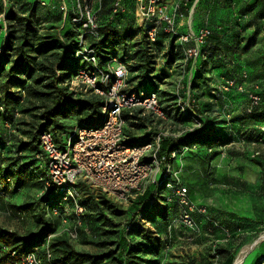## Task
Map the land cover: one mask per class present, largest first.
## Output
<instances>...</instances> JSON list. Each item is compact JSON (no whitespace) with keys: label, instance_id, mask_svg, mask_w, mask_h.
I'll return each instance as SVG.
<instances>
[{"label":"rangeland","instance_id":"374dc122","mask_svg":"<svg viewBox=\"0 0 264 264\" xmlns=\"http://www.w3.org/2000/svg\"><path fill=\"white\" fill-rule=\"evenodd\" d=\"M177 1L168 0L170 3H177ZM232 1L235 4H232ZM63 2L64 6L67 7V13L61 8ZM216 2L222 13L224 10L229 12L245 10L248 12L251 5L254 4L253 0H206V4L209 6H214ZM0 5L3 7L0 16L2 25L0 29V65L3 64L7 69L10 68V64L6 63L5 58H2V53L4 45L9 39V33L11 31L17 38L13 41L11 51L8 52L11 57L10 60H16L19 58L21 51H19L18 45L20 43L19 37L22 35L17 18H27L34 14V24L40 36L37 42L40 45L57 41V39L65 42V33L75 31L78 36V44L73 49V56L66 57L68 59L67 65L72 69L76 65H80L82 69L98 68L101 73L107 74L116 66V62H121L124 55L128 53L130 56L128 64L131 75L130 87L132 91L138 92V81L134 79L137 76V68L141 64V58L144 60L146 57H150L152 63L149 68L153 70V75L157 73L159 78L154 83L149 84L148 87L156 90L161 101L167 102L166 105L172 106L167 108V113H169V116L166 115L167 120L164 122L158 121L157 124L153 125L151 132L155 135L162 134V137L166 139H180L182 132L193 133L200 130H209L212 125L215 127L214 133L220 139V142L212 146L207 144L185 146L180 154L177 153L171 162L173 173L168 182L173 189L166 188L167 193L164 191V194L171 193L174 197L179 184L184 183L189 187V196L197 206L215 209L219 212L218 219H222L227 225L234 221L229 214H233L235 211L241 213L245 207L244 200L252 191L254 199L264 200V190L257 192L255 189V187H258L259 182L264 183V129L247 117L245 112L246 91L253 88L256 81V83H259L256 80L257 74L263 75L262 78L264 79V67L263 69L261 66L257 67V71L254 72L252 77L246 78L244 76L243 81L240 82L241 86L244 87L242 93L235 88L228 90L229 86L224 78L217 74L213 68L210 69L206 63L202 65L204 66L202 78L198 80L195 74L198 70H201L199 65L196 67L197 65L192 62V65L185 70V62L191 63V60H187L184 52L183 57H181L177 47L172 49L161 44L158 47L149 48L148 54L146 52L145 54L141 53L144 37L142 29L136 22L134 7L128 12V18L116 23L113 38L103 44L104 47L100 57L97 48H95V43H100L103 40L102 32L107 27L105 19L110 17L111 0H103L101 3L100 28L102 27V29L96 36L86 33L72 22L73 13L77 10V0H0ZM225 11L223 13L225 17L239 19L235 14L231 15L225 13ZM12 12H15L17 17L14 20H9L8 17ZM199 16L204 17L203 20H209V15L200 14ZM248 19H250V16L245 21ZM226 20L229 19L226 18ZM188 23L184 20L180 24L183 28ZM122 27H130L128 30H131L125 40H122L126 35L123 33ZM133 29L136 31L133 32ZM251 32L252 30H250V34H252ZM247 34L245 33L244 37L247 38ZM82 36L85 42L84 45L80 44V37ZM24 49L27 50V47ZM85 49L95 53L96 62H91L85 58V55H87ZM53 53H57V49L47 55H40L36 61L39 66H35L38 70L34 71L32 76L26 77L28 89H32L37 94H32V91L30 93L23 91L16 86L12 87V91L19 92L23 96V100L17 106L13 118L9 114L10 116L4 115L0 119V169L2 170L9 165L30 164L35 159L32 154L34 149L30 144L33 142L35 134L42 129L41 124L46 122L44 118L46 108L53 107L55 103V90L46 87L53 78L57 77L59 63L57 62V56H52ZM31 55L35 56V54ZM104 59L105 62H103ZM106 59L109 61H106ZM74 61H77V63H74ZM41 65L51 67L52 70L49 72L41 71ZM69 72L67 71V73ZM46 76L49 77L43 78ZM7 79L8 77L5 80ZM261 82L262 80L258 85L264 91V80L263 84ZM179 84H182L180 89H178ZM74 85H76V82L71 84L72 89L82 93L83 96L86 94L83 87L75 88ZM79 93L76 96L77 99L83 98ZM183 103L189 104L190 109L187 111H190V113L195 111L194 105L198 104L200 110L205 113L206 120L193 114L189 119H184L181 116L180 109L188 105ZM0 111L5 113L3 108ZM58 119L66 129H72L78 122L74 110L69 111L65 116L61 115ZM204 122L206 126L203 124ZM135 129L136 136L148 133V130L143 128L136 127ZM132 144L138 143L134 141ZM32 168H34V165L31 166ZM76 187L80 189L87 188L85 199L94 197L95 201L102 203L103 210L101 213L106 216L109 223L101 229H95L100 233L110 231V234L107 233L105 238L97 242L90 241L93 240L91 236H88L89 240L84 239L80 232H78V238L76 239H71L67 235L64 236L68 238L70 244L77 251L98 257H106L94 264H120L118 259L120 257L119 247L123 246L122 228L130 219L131 214L136 212L137 205L133 203L134 201L128 204L117 202L82 180L76 183ZM41 193L42 190L32 183L19 190L10 189V192L3 195L2 201H0V228L11 233H17L20 236H27L29 232H38L41 229L42 224L38 221L39 215L42 214L47 221L52 222L53 219L55 220L57 217L52 215L46 207L44 208L45 211L39 208L38 203L40 204V201L38 197ZM10 204L20 207L25 206L28 209L16 211L8 207ZM175 205L173 213L175 222L173 221L174 223L170 224L171 226L173 224L171 235L168 234L170 225L168 226L167 216H156L154 214L143 224L148 237L138 236L140 239L142 238V242L153 241L156 244L160 241L166 242L163 250L153 251L148 255L147 264H223L227 255L222 252L223 248L221 247H227L231 250L230 253L233 254L232 264H235L239 258H242L245 262L244 257L251 253L250 251L261 242V239L257 238L258 232L256 229L249 235L241 233L242 235L233 236L228 241L223 238L219 243L217 237L221 236L226 228H218L214 236H206L202 233L196 236L190 234V231L178 223L180 206L177 203ZM73 213V211L68 213L71 219L68 220L66 225L72 229L77 224ZM211 223V220L204 219V221H200L198 226L203 229L204 226L213 227ZM63 229L62 218H60L59 223L57 222V232ZM161 231L165 233L163 238L159 235ZM255 242L258 243L255 244ZM258 254L259 252H254L250 255L249 264L256 261Z\"/></svg>","mask_w":264,"mask_h":264},{"label":"trees","instance_id":"16d2710c","mask_svg":"<svg viewBox=\"0 0 264 264\" xmlns=\"http://www.w3.org/2000/svg\"><path fill=\"white\" fill-rule=\"evenodd\" d=\"M197 0H190L188 7H184L182 10L186 15H188V11L193 7L194 3ZM234 1H232V4ZM254 4L251 5L249 11H240V12H229L225 11L228 14H235L239 19H230L225 17L223 14H217L219 10V6L217 2L214 6H209L206 4V0H198L196 5L193 19H192V28L195 32H198L201 28H208L211 30V35L207 39L206 45L202 48V56L196 61L195 64L199 62V69L195 74L196 79L202 78V69L204 70L203 63H206L208 67L213 68L217 74H219L225 81H234L237 86L241 85V81H243L244 75L250 77L257 71V67H264V53L263 55H259L257 57L255 55V47H258L256 43L258 42V38L260 37V33L264 32V0H253ZM204 3L206 6V11L203 14L209 15V20H203L200 14H198V7ZM127 12L123 15H117L110 20L112 16L111 6H110V17L105 19V25L107 26L103 30V40L100 43H95V48H97L99 56L101 57V51H103V44L107 43L108 40L113 38V31L116 29L115 25L118 21H122V19L128 18V12L134 7V0H126ZM3 12V7L0 5V16ZM210 12V13H209ZM250 16V19L245 21L247 17ZM17 17L15 12H12L8 17L9 20H14ZM34 14L31 17L21 18L18 17L19 26H21L22 35L19 37L20 43L18 45L20 54L19 58L16 60H10V56L8 52L11 51L12 45L14 44V40L17 39L13 33L10 31L9 39L4 45L3 56L5 58L6 63L10 64V68L7 69L3 64L0 65V109L3 108L4 112L0 111V119L5 116H10L12 118L15 116L14 112L16 111L17 106L20 105L23 100V96L17 92L12 91V87H19L23 91H28L29 93L32 91V94H37V92L32 89H28V85L26 82V77L32 76L34 71H37L39 66L37 63V58L40 55H47L50 52H53L57 49V53H53L52 56H57V62L59 63L57 70V77L53 78V80L46 85V87L55 90L54 98L55 103L53 107L46 108L44 118L46 120L45 123H42V129L39 133L35 134L33 138V142L30 144L33 151V161L30 164L23 165H9L3 170L0 174V201H2L3 195L10 192L11 190H19L25 188L29 185L35 184L37 188L40 190H45L46 183L48 182L47 170L42 167V161L37 159L38 155L42 154V150L40 147V136L44 131H51L57 143L63 144L65 140H68L72 135V129H66L63 127L64 125L60 123L59 117L61 115H67L69 111L74 110L77 118V124L75 126H97L103 121L102 109L105 106V98L96 96L94 94L86 93L83 94L79 92H75L71 87V82L73 78L79 74L82 70V66L76 65L74 69L70 68L67 65L68 59L66 57L73 56V49L77 46V34L74 30L65 33L66 41L62 42L59 39L57 41H52L50 43H43L40 45L38 41L39 39V31L35 27V19ZM229 19V20H226ZM226 25H224V23ZM262 22V23H261ZM131 24V23H130ZM225 26V27H224ZM131 27V26H130ZM130 27H122L123 33L126 34L122 40H125L126 37L131 33V30H128ZM221 27H223V34L220 35ZM254 27L255 30L252 34H247V38L244 37V34L250 29ZM2 25L0 23V29ZM102 29L99 28L98 33ZM132 29V28H131ZM134 30V29H133ZM134 30L133 32H135ZM188 32V28L185 25L183 28H180V34L184 35ZM256 32V33H255ZM143 33L144 44H142L141 53L148 54L149 48L158 47L161 44L167 45L172 49L177 47L181 53V57H183L184 46L178 43L175 38H170L161 34L159 40L152 44L147 40L146 34ZM242 36V37H241ZM249 36V37H248ZM142 42V43H143ZM113 45V43H111ZM264 46V45H263ZM27 47V50L24 48ZM259 48V47H258ZM25 50V51H23ZM258 50H261L260 48ZM264 52V48L262 50ZM251 52V54H250ZM31 54H35L33 57ZM251 55L252 58L250 61L246 59L247 56ZM245 56V57H244ZM257 57V58H256ZM150 57H146L144 60L141 58V64H139L137 68V76L134 78L138 81V92L143 91L146 94L156 93L158 94V98L160 103L162 104L163 109L167 112V108H171L172 106L166 105L167 102H163L160 99L159 93L156 90H153L148 87L149 84L154 83L155 80L159 77V75H153V70L149 68L151 65ZM248 58V57H247ZM256 58V59H254ZM75 60V59H74ZM108 59H106L107 61ZM109 61V60H108ZM122 61L128 64L130 62V56L128 53L124 55ZM66 62V63H65ZM105 62V59L104 61ZM192 62V61H191ZM77 63V61H74ZM260 68V69H261ZM41 71L49 72L52 70L50 67H45L41 65ZM129 70V68H128ZM59 71V73H58ZM67 71H70L67 73ZM156 72V71H155ZM130 74V71H129ZM3 76V78H2ZM131 75H129L128 84H131ZM8 77L7 80H5ZM49 76L43 77L48 78ZM47 80V79H46ZM37 82V81H36ZM35 82V83H36ZM40 82V81H39ZM41 83V82H40ZM257 87V88H256ZM131 92H135L130 90ZM249 93L257 94L261 97V103L258 107L255 108L252 114L247 115L251 120L255 121L258 125L264 124V91L260 89L259 85H255L253 88L248 89ZM83 96L81 99H77V94ZM249 93L246 92V106L249 102ZM42 95L41 93H38ZM45 95V94H43ZM49 95V94H47ZM177 105V104H175ZM12 106V107H11ZM245 106V107H246ZM194 112L190 113L187 111V115L183 116L184 119H189L191 114L194 116L204 117L205 113L200 110L199 105H194ZM57 118V120H56ZM123 118L127 122V127L125 128L126 134L129 136L130 140L128 143L133 145L132 143L136 141L138 144L135 145H143L148 140H150L151 135L154 133H145L141 135H137L134 129L143 128L146 129L149 127V124L152 123V120L149 116H141L140 110L126 111L123 114ZM206 122V121H205ZM205 122L203 123L205 125ZM206 126V125H205ZM132 129H131V128ZM215 127H211L209 130H200L193 133H187L180 139L175 138H164L161 150L159 153L160 158L166 157L165 163L172 162V153L176 152L180 154V151L183 150L185 146L192 145H214L220 142V139L215 135ZM136 130V129H135ZM39 163V165H37ZM34 165V168L31 169V166ZM17 166V167H15ZM30 167V168H29ZM76 187V199L78 203L85 209L84 215L82 216V229H80V233H82L84 239H88V235L84 232V229L88 228L92 239V242H97L102 238H105V235L110 231H104L100 233L97 229L103 228V226H107L109 223L106 216L101 213L103 210L102 203L99 201H95L94 197L84 198L85 190L87 188ZM57 190V194H56ZM262 190L264 188L262 187ZM166 192V180L162 175L159 176V183L149 186L147 191L139 196L133 203L137 205L136 212L131 214L129 220L122 228V238H123V246L119 247V263L120 264H147L146 259L149 254L153 251L163 250L165 248L166 242H158L157 244L153 241L142 242V238L140 239L138 236L148 237L146 233V228L143 224L146 223V220L154 214L156 216H167L168 217V226L171 223H174L173 213L175 203L167 202V195L164 194ZM172 192V191H171ZM43 193V192H42ZM40 194L38 200V206L40 209L44 210L46 207L49 211H52L54 207H59L61 210H74V199L69 196L66 192L58 191V189L54 186L50 188L47 193ZM190 194V192H189ZM172 195V194H171ZM67 197V201H64V198ZM158 199L157 203L154 201ZM11 209L16 211L18 210H26L28 207L25 206H16L13 204L8 205ZM204 207V206H203ZM209 215H195L196 221L198 225L201 220L209 219L211 220V226H204L203 228L199 227V234L214 236L215 232L218 228H226L224 229V233L218 238V243L222 241V239H231L233 236H239V234H250L254 229L257 230L256 225H250L245 222V219H242L235 213H230V218L232 217L234 221L230 224H225L222 219H218L219 212L212 208H207ZM45 211V210H44ZM73 216L75 217L74 213ZM71 219V217L69 216ZM60 217H57L53 221H47L44 216L39 215L38 221L42 224L41 229L38 232H29L27 236H20L17 233H11L6 230L0 228V264H14L16 261L20 259V257L35 248H39L41 253H44L42 249V245L45 244L47 238L57 232V222L59 223ZM106 221L104 224L103 222ZM174 221V222H173ZM171 226V225H170ZM168 227V234L171 235L172 227ZM244 226V227H243ZM127 227H130V231H127ZM227 230V231H225ZM257 235H259V231L257 230ZM241 234V235H242ZM159 235L163 236L165 233L163 231L159 232ZM223 235V237H222ZM64 235L57 236L53 238L50 242V248L53 253L52 264H72V263H84L88 262L90 264L96 263L98 260L104 259L106 257H98L86 252L77 251L71 244L68 238ZM94 237H96V241H94ZM144 240V239H143ZM160 244V246H159ZM226 246V245H225ZM223 248L222 252L227 256L225 257V261L223 264H232L233 254H231V250L227 249V247ZM217 251V249H216ZM13 253H16V256H13ZM264 256L259 259L257 264H263Z\"/></svg>","mask_w":264,"mask_h":264},{"label":"built area","instance_id":"2783aa9c","mask_svg":"<svg viewBox=\"0 0 264 264\" xmlns=\"http://www.w3.org/2000/svg\"><path fill=\"white\" fill-rule=\"evenodd\" d=\"M103 0H77V10L73 13L72 22L86 33L97 35L100 28V6ZM126 0H111L112 16L123 15L127 12ZM190 0H178L170 3L168 0H134L135 19L138 26L146 34L147 40L154 44L161 34L175 40L184 46V56L193 63L202 56V48L211 35V30L201 28L195 32L192 28V19L198 0L189 9L188 15L183 12ZM67 13V7L61 6ZM188 21V32L180 34L181 22ZM84 36V35H83ZM80 37V44L84 45V38ZM85 58L96 62L94 52L85 49ZM129 70L123 61L116 62V66L107 74L101 73L98 68H83L76 75L71 84L76 82L75 88L83 87L90 94L105 98L102 109L103 121L97 126H75L72 135L63 144L56 141L51 131H44L40 136L42 154L37 158L42 161L43 168L47 170L48 182L43 193H47L54 186L58 191L66 192L74 199V215L76 226L67 227L69 215L72 210H61L54 207L51 211L55 217L62 218L64 229L51 234L42 245L44 253L39 248L22 255L14 264H52L53 253L50 242L59 235H67L71 239L78 238L82 229V216L84 208L76 199V183L84 181L104 194L120 203H131L142 196L149 186L159 183V176L166 180V188L173 173V165L166 162V157L160 158L159 153L164 140L162 134H152L150 140L143 145H131L125 132L127 122L123 118L126 111L140 110L141 116H149L152 123L147 128L152 131L153 125L158 121L164 122L169 116L160 103L158 94H146L143 91L131 92L128 84ZM247 78V75H244ZM229 89L235 88L243 92V86H237L234 81H226ZM182 84H179L178 89ZM257 88V87H256ZM77 92V91H75ZM249 93L248 91H246ZM261 103V97L249 93V102L245 107L247 115L253 113ZM184 105L187 103H183ZM188 106L180 109L181 115L186 116ZM187 134L181 133V138ZM177 153H172V159ZM172 190L173 187H170ZM42 193V194H43ZM57 194V190H56ZM67 197L64 201H67ZM156 203L158 199L154 200ZM168 203H177L180 206L178 223L190 231V234H199V226L195 215L208 216L206 207L197 206L189 196V187L180 183L174 197L167 195ZM84 233L91 236L88 228ZM130 231V227H127ZM96 240L97 238L94 237ZM16 253H13V256ZM264 264V262H263Z\"/></svg>","mask_w":264,"mask_h":264},{"label":"crops","instance_id":"0c3cea01","mask_svg":"<svg viewBox=\"0 0 264 264\" xmlns=\"http://www.w3.org/2000/svg\"><path fill=\"white\" fill-rule=\"evenodd\" d=\"M206 6L204 5V3H202L199 7H198V14H203V10L204 12H207L206 10ZM210 13V12H209ZM217 14H222L221 11H217ZM204 15V14H203ZM207 20V19H206ZM227 22L224 23V25H226ZM225 27V26H224ZM221 30L220 31V35L223 34V27H221ZM250 30H252V32L255 30L254 27L250 28L246 33L250 34ZM251 32V33H252ZM258 42L256 43V45H258V47L261 49V50H258L259 48L258 47H255L254 50H255V55L257 57H260L259 55H263V48H264V32L260 33V37L258 38ZM251 54V52H250ZM247 56L246 59L250 60V58H252L251 55H245ZM244 56V57H245ZM256 57V58H257ZM254 58V59H256ZM250 61H254V60H250ZM192 65V62H185L184 64V68L185 70H187V68H189L190 66ZM198 67L199 65V62L196 64ZM174 67L172 66V69ZM198 69V68H197ZM260 71H263V70H260ZM258 71V72H260ZM263 73V72H262ZM257 79L259 81V83H256L255 82V85H258L260 84V80H262L261 84H263V78L262 76L263 75H260V74H257ZM252 77V76H250ZM248 78V77H247ZM260 79V80H259ZM183 84V83H182ZM260 128L264 129V124H260L259 125ZM127 135V134H126ZM128 137V141L130 140L129 136L127 135ZM263 184L262 182H259L258 183V187H255V189L257 190V192H261L263 191L262 190V187H263ZM254 188V187H253ZM253 191L251 194H248V197L245 198V207L243 208V210L241 211V213L239 211H233L235 214H237L238 216H240L242 219H245V222L247 224H250V225H256V228L257 230L260 232L259 235H257V238H260L261 239V242L259 243V245L252 249V251H250L251 253H248L245 257V262L244 264H249V259H250V255L254 252H259V254L257 255V259L255 262H253V264H257L259 259L262 258L264 256V200L261 199V200H258V199H254L253 197ZM262 195V194H260ZM204 221V220H202ZM251 233V232H250ZM258 242H255V244H257Z\"/></svg>","mask_w":264,"mask_h":264},{"label":"bare ground","instance_id":"6f19581e","mask_svg":"<svg viewBox=\"0 0 264 264\" xmlns=\"http://www.w3.org/2000/svg\"><path fill=\"white\" fill-rule=\"evenodd\" d=\"M245 259V257H244ZM244 262V260L242 258H239L236 260L235 264H242Z\"/></svg>","mask_w":264,"mask_h":264}]
</instances>
